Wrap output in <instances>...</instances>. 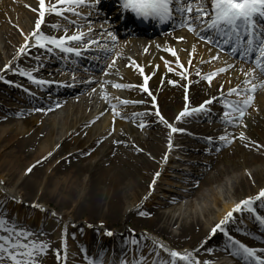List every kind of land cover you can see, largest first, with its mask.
<instances>
[{"label":"bare ground","instance_id":"bare-ground-1","mask_svg":"<svg viewBox=\"0 0 264 264\" xmlns=\"http://www.w3.org/2000/svg\"><path fill=\"white\" fill-rule=\"evenodd\" d=\"M111 1L114 8L111 17H114V21L112 20L109 27L114 34L122 36L121 43L132 44V40L135 39L134 43L140 44L136 38H144L143 42L149 39L150 42L141 45L142 50L147 49V51L142 59L139 56L135 57V63L122 53V47L119 48L120 60L128 63L127 76L120 78L119 82L109 78V75L92 77L94 81L108 80L111 83L135 86L123 89V93L119 96L107 95L108 99L101 108L96 107L98 110L95 114H93L94 110L86 112L85 108L91 100L103 98L106 90L98 93L101 82L98 85L95 82L90 85L81 83L80 86L73 87L58 86L57 83L40 86L24 77L26 82L23 85L28 89L26 92L14 84V80L20 75L12 71L0 72V75L4 76V80H0V181H3L0 188L4 189L0 192V215L2 210L9 211V218L25 220L26 227L36 233L38 239L51 242L50 251L43 258V264H63L62 244L67 245L69 254L67 264H85V256L95 258L101 249H106L108 256L114 253L118 258L122 250H125V244L131 242V230L138 232L136 236L140 240L139 245L144 242L142 239L148 242L144 255L148 258L149 264L153 259L151 255L149 256V250L153 245L152 239L145 233L155 235L158 240L166 239L168 244L177 247L179 251L198 250L194 254L201 262L212 260L217 250H224L230 255V252L225 250L227 243L225 237L218 234L209 240L208 234L211 227L236 202L256 195L259 189L264 187V148L258 150L255 146L245 147L247 140L238 139L239 132L243 130L248 140L264 145V88L257 90L253 103L254 110L245 117L247 127L242 129L238 126V133L234 135L237 139L228 150L214 151L212 147L216 148L217 145H213L208 140V137L215 135V129L219 127L218 123H222L219 117L224 109L218 101H214L209 112L205 114L193 115L179 122L175 120V116L185 106L184 85H188L189 106L195 107L205 99L218 96L221 85L224 91L229 86H236L244 79L241 69L248 71L254 65L243 62L238 53L233 57L227 52L199 41L198 37L188 32L186 28L174 27L172 21L161 25L151 19L138 17L133 12L124 10L121 0H99L95 8H92L94 13H90L87 17L107 19L108 10L105 4ZM26 2H29V10H26L25 23L15 22L17 13L13 8L5 9L8 13H0V25H2L0 68L12 61L14 66L24 69L29 67L28 71L35 69L33 74L37 78L50 77L55 82L72 83L73 73L65 69V61L57 57L50 60L45 57L49 54L44 50L30 48L27 56H22L18 60L13 59L23 43L22 32L25 34L30 32L38 18L39 0H26ZM55 3L56 0H46V7ZM54 15L52 12L46 14L45 24L42 26L45 33L47 23L54 18ZM5 23H10L12 27L6 26V30L3 27ZM23 24L26 26L24 27ZM64 25H60L61 28ZM165 28L172 30L164 33ZM73 31L76 29L71 28L67 34L71 35ZM152 33H159L157 35L159 38H150ZM124 34L126 35L123 36ZM207 34L209 33H205ZM179 37L183 39H178ZM217 39L219 40V37ZM174 43L179 45L174 46ZM193 45L196 46V52L189 66V53ZM12 46H15V49ZM167 47L177 50V55L188 75L187 80L177 74L180 69L175 63L176 58L164 51ZM217 52L220 54V59L211 63H200L201 60L209 61ZM38 56L39 61L36 59ZM113 60L114 57L110 58L108 65ZM165 61L169 62V66L174 69L173 72L167 70ZM225 61L233 64L234 67L226 73L218 74L211 85L201 76L196 75L197 71L206 75L220 67H226ZM80 63L93 65L95 68L90 69L91 72H96L98 68L96 63L88 60L81 59ZM136 65L142 67L144 73L149 76L147 86L156 97V107L161 114L173 126L195 134V139L192 138L190 141L197 142L201 138L211 145V148H208L206 145L193 143L194 145L183 149L191 152L190 148L193 147V153L199 152L196 155L200 156L196 157L198 162L204 160L197 168L201 178H196L195 182L185 190L178 191L172 188L177 185L172 177L184 184L188 181L186 175H179L185 171H176L184 166L177 167L176 163H173L177 158L175 149L178 139L183 137L182 132L169 136L168 127L155 116L151 97L139 88L144 80ZM71 67L72 65L68 63V68ZM113 68L121 73L122 63L119 65L115 61ZM107 70L110 71L108 67ZM86 74L88 73L83 71L76 73L79 77L77 82L83 80L80 78ZM170 80L176 83H169ZM253 82L258 83V81ZM117 97L129 101H144V103H129L123 106L119 105ZM237 98L235 95L229 97L233 100ZM19 101L23 105H17ZM109 101L117 104L118 110L123 109L128 119L117 117L115 121L113 119L108 121V116L104 115L102 120L95 123L96 115L101 116V113L111 110ZM57 103L59 107L56 106ZM56 109H62L65 113L62 126L64 131L57 140H54L52 135L58 126L54 117L51 115L46 117V115ZM145 111L150 114L144 117L132 116L133 113ZM68 112L74 113L70 119H67ZM141 122L146 125L142 129L138 126ZM110 132L112 135H109ZM169 138L173 142L171 148L168 146ZM116 140L120 143H115ZM217 144L221 145L223 142ZM49 152L52 153L51 156H48ZM208 153H220L219 160L216 155H205ZM33 165L35 167L27 173L26 170ZM233 170H239L240 173L231 182V195L225 196L224 202L218 197L214 198L215 205L222 208L220 212L213 216L212 210L207 208V205L201 207L199 212L197 205L200 203H195L193 200L189 204L186 202L181 205L183 199L195 196L202 185L217 181L222 173ZM156 172H159L160 176L156 178L154 190L150 191L149 185ZM202 173L205 175L201 176ZM6 196L14 197L15 200L7 199ZM23 200L30 202L29 205H23ZM45 206L57 210L59 216L54 217L46 212ZM256 207H260L259 202ZM140 212H144L145 215L141 216ZM235 215L239 218L241 216V214ZM75 222L77 224H74ZM96 225L105 227V231L101 229L99 233ZM231 227L230 234L234 239L249 247H264V245H256L259 244V239H264V227H260L257 221L253 229L246 224L241 226L235 224ZM108 230L114 235L111 237L105 235ZM109 243L111 245L107 247ZM208 248L213 249L211 254L207 252ZM57 249L61 251L59 261L56 256ZM160 258L167 259V254L161 251ZM234 258L236 259L234 264H243L242 259ZM154 259L156 260V257ZM161 259H157L155 264H160Z\"/></svg>","mask_w":264,"mask_h":264},{"label":"snow or ice","instance_id":"snow-or-ice-1","mask_svg":"<svg viewBox=\"0 0 264 264\" xmlns=\"http://www.w3.org/2000/svg\"><path fill=\"white\" fill-rule=\"evenodd\" d=\"M99 0H92L91 4L85 5V0H56L55 4H51L46 7V0H39L38 18L35 20L34 28L28 32L23 33V43L19 46L16 52L14 60H18L22 56L29 54L30 48H36L37 50H44L50 55H55L57 58L65 61V69L73 73L72 83L55 82L52 80L37 79L33 74L35 69L28 71L24 68L14 66L12 61L5 63L3 68H0V72L6 73L12 71L14 74H18L22 77H26L34 84L44 86L57 83L58 86L73 87L78 81L76 73L83 71L90 75L91 70L81 66V59L86 54L91 53L93 58L99 61L101 58L106 59L107 56L114 50L117 41V36L113 31L109 29L100 30L99 34L92 28L90 16L82 17L87 21L88 31H80L79 29L83 25L77 24L75 20L69 22L68 25L63 26V35L46 34L42 30V26L45 24L46 12H52L57 16H64V13H72L74 16L81 17V13L76 11V7L88 6L95 8ZM121 5L124 10L133 12L138 17H143L145 20L151 19L157 23L165 24L170 21L174 22V27L186 28L188 32L193 33L199 39L209 46H214L220 51L227 52L228 55L235 57L237 53L243 62H249L254 65L248 71L241 72L244 79L236 86H229L226 91L223 90V85L219 90L218 96H212L209 99H205L199 105L195 107L189 106L188 97V85H184L185 88V106L175 116L177 122L184 120L185 118L192 117L197 114H205L209 112L211 105L214 101H218L224 111L220 115L219 119L226 125L233 127L239 126L240 128H246L245 117L248 109L253 106L255 94L259 88H264V0H121ZM62 6V7H61ZM37 11L36 9H33ZM53 29L60 30V25H52ZM71 28H76L77 31L71 35L67 33ZM205 33H209L205 35ZM109 39H103L105 36ZM219 37V40L217 39ZM178 39H183L179 37ZM111 44V48L108 46ZM229 46V47H225ZM159 47V46H158ZM147 51V49H145ZM164 51L170 53L175 57V63L180 71L177 73L184 80L188 79L184 65L181 63L177 50L171 47H167ZM196 52V46L193 45L192 51L189 53L188 64L191 66ZM37 61L40 57H36ZM163 59V58H162ZM220 59V54L212 55L209 61L201 60L200 63H211L212 61ZM68 63L72 65L68 68ZM135 63V62H133ZM115 64V60L108 65V69H112ZM226 67H220L206 75H202L200 71L196 72L197 76H201L204 81H207L209 85L220 73H226L228 70L234 67L233 64L225 61ZM141 76H143V84L139 85V88L151 97L153 108L155 109V116L159 121L165 124L170 130L169 136L174 133L184 132L185 129L175 127L170 123L156 107V97L150 91L148 85L149 76L144 73V69L139 67ZM165 67L169 72H173L174 69L169 66V62L165 61ZM109 71L105 70L104 75H109ZM0 80H4V76L0 75ZM253 81H258L254 83ZM6 83H13L12 81H5ZM80 83L90 85L95 81L91 78L88 80H80ZM169 83H176L175 81H168ZM110 81L103 80L100 83L103 89L104 85L109 84ZM20 87V85H17ZM111 86L115 89H128L135 87L132 84L125 83H112ZM26 92L28 89H24ZM95 91V89H93ZM235 95L238 99H229ZM105 100L108 99L107 94H103ZM119 105L126 106L129 103H144V101H129L126 99H119ZM113 120L117 117L121 119H128L127 115L123 113V109L118 110L117 104H112L109 101ZM60 105L57 103L56 105ZM40 111V109H36ZM51 110V109H49ZM150 113L140 112L133 113V117H144ZM103 115V113H101ZM141 129L146 125L144 122L138 125ZM87 127V125H86ZM115 129L113 128V132ZM112 135V132L109 133ZM212 137H208L209 142L212 141ZM237 137L231 133L225 132V134L219 136V140L225 144L230 145L236 140ZM238 139L240 141H246L245 147L255 146L258 150L264 148V145H260L256 141L248 140L245 132L242 130L239 132ZM115 143L119 144L120 141L116 140ZM168 146H173L172 140L169 138ZM59 147V145H57ZM141 151V149H137ZM52 153L49 152L48 156ZM167 157H165L166 159ZM40 161H37L39 163ZM35 165L29 167L26 172L30 173ZM250 175V173H249ZM160 176L159 172H156L152 183L149 185V189L154 190L156 178ZM0 185H3V181H0ZM4 189L0 188V192ZM10 200H15L14 197H5ZM147 198V197H145ZM259 202V206L264 208V187L260 188L258 193L254 196H248L240 199L236 202L228 211L224 213L221 219L216 222L210 229L209 240L220 234L226 238L227 243L225 250H228L234 257L240 258L243 264H264V247L255 248L249 247L244 243L233 238L230 234L232 231V225L242 223L243 220L237 217L235 214L247 213L255 218L260 227H264V216L258 214L256 204ZM144 216V212L139 213ZM55 216V213L52 214ZM132 239L131 245L133 246V257L128 259V251L122 250L119 258L113 255L108 256L106 249H101L96 257L85 256V264H146L147 258L143 251L137 246L140 240L135 234V230H131ZM111 237L114 235L110 230L104 233ZM46 235V234H41ZM153 247L149 250V255L155 252L156 258H160L161 251L167 254V259L160 260V264H212L209 260L201 262L194 254L198 250L189 251L187 249L183 251L170 249L161 243L159 240H152ZM147 247V244L145 245ZM51 242L47 240L38 239L36 233L32 232L28 227L23 225L18 218H9L7 213L0 215V264H43V258L49 253ZM63 248V264H67L68 261V249L66 244H62ZM82 252L84 249L81 250ZM139 252L137 257L136 253ZM207 252L211 254L213 249L208 248ZM57 260L61 258V251L57 249ZM155 264V262H153Z\"/></svg>","mask_w":264,"mask_h":264},{"label":"rangeland","instance_id":"rangeland-1","mask_svg":"<svg viewBox=\"0 0 264 264\" xmlns=\"http://www.w3.org/2000/svg\"><path fill=\"white\" fill-rule=\"evenodd\" d=\"M91 2H92V0H85V5H89V4H91ZM28 4H29V2L27 3L26 0H0V13H8V12L5 11V9L10 10V9L13 8L15 10V12L17 13V14H15V22L25 23L27 21L26 10L27 11L29 10V5ZM109 4H108V2L105 4V6H106L105 8L108 10V18L107 19H102V18H100V19H91V21H93L92 28H93V30L95 32H97V34H99L100 30H102V29H109L110 30L109 25L112 23V20L114 19V17H111V15L113 13V10H114L113 1L109 2ZM75 10L81 13V17L74 16L72 13H67V12L64 13V16L54 15V18L50 22H48L47 25H46V34H52V35H57V36L58 35H63V33H64L63 28H60V30L57 31L56 29H53L51 26L54 25V24L55 25H57V24L64 25V24L69 23V21H72V20L79 21L80 23H78V24L83 25V27L80 28L79 30L87 32L88 31L87 21L86 20L85 21H81V20H83L82 17H87L90 13L91 14L94 13L92 11V8H90L88 6H80V7H76ZM48 13H51V12H46V14H48ZM16 16H17V18H16ZM6 26L12 27V25L10 23H5L3 27L6 30H7ZM23 26L25 27L26 25L23 24ZM1 27H2V25H0V28ZM169 30H172V29L165 28V29H163V32L166 33ZM76 31H77V29H76ZM76 31H73V33L76 32ZM182 31L185 32V30H182ZM178 33L181 34V32H178ZM125 35L126 34H124L123 36H125ZM157 35H159V33H152L150 38L157 39V38H159V36H157ZM116 36H117V41H116V44H115V48L107 56L106 60L104 58H102L99 61H97L96 59L93 58V55L91 53L86 54L85 57L82 58L84 60H88L90 62L96 63L98 65V68H96V70H95L96 72L92 71L90 73V75L86 74L87 77L84 76V77H81L80 79L88 80L90 78V76L92 78L93 76L96 77L98 75H100L102 77H106V75H104V72H105V70H107L108 61L112 57H114L115 61L117 63H119V65H121V63H122V69H121V73L116 72L114 68L110 69L109 78H114L116 81L119 82L120 78L127 76L126 70H127V64L128 63L124 62L123 60L121 61L120 58H119V54H118V50L121 47L123 48L122 53L126 54L127 57H130V59H132V62H135V57H137V56L141 57V59L143 58L145 51H144V49L142 50L141 45H143V43H146V44L149 43L150 42L149 39H146V41L143 42L144 38H136L137 41H140V44H138V43L135 44L134 43L135 39L133 38L134 40H132V44H131V43H127V42L121 43L120 37H122V36H120V35H116ZM103 39H109V38H107L106 34H105ZM175 45L178 46L179 43H174V46ZM108 46L111 48V44H109ZM12 48L15 49V46H12ZM39 56L43 57L42 55H39ZM45 57L49 58L50 60H54L56 58L55 55H50V54L48 56H45ZM247 63H248V65H252V63H249V62H247ZM55 64L56 63H53V65H55ZM81 66L82 67H86V68L89 67V69H91V70H93V68H95L93 65H90L89 63H82ZM26 70H29V67H26ZM37 79H41V78H37ZM102 81L103 80L95 81V84L98 85ZM25 82H26V80L22 76L17 77L14 80V84H16V86L20 85V88H22L23 90L26 89V87L23 85ZM80 84H81L80 82H77V84H75V86H80ZM111 84L112 83L110 82L109 84L104 85V88H106V89H102L101 88V89L98 90V93H101L102 91H105V90H106L105 94L111 95V96H113L115 94H117V96H119L120 94L123 93V89H115V88H113L111 86ZM104 103H105V99L104 98H101V99H96L95 98V99L91 100L89 102V105L85 108L86 112L94 110L93 114H95L97 112V110H98L96 107L101 108ZM17 105H23V104H22L21 101H19ZM253 106H254V104H253ZM253 106L248 109V112H247L248 114H251L252 111L254 110ZM73 112H75V111H73ZM50 115L55 118V122L57 123V126H58V128H56V131H54V133L52 135V138L54 140H57L61 136L63 131H64L62 126H63V119H64L65 113L62 111V109H58V110L56 109L53 113L47 114L46 117H49ZM104 115L108 116V121L113 119L112 111L108 110L101 116L96 115V119L94 120V122L98 123L99 120H102ZM72 116H74V113L68 112L67 119H70ZM218 126L219 127L215 129L216 132H215V135L212 136L213 139L211 141V143L213 145H217V146H216V148L212 147V149H214V151L228 150L234 144L235 141H233V143H231L230 145H227V146H225L224 143L219 145V144H217L218 142H221L219 140V136L225 134L226 131H227V133L231 132L232 135L237 134L238 133V129H237L238 126L233 127L231 125H226L224 123H218ZM181 135H183V137L181 139H178L177 149H175L176 150L175 154H176L177 158H176L175 162H173V163H176L177 167H179L181 165L184 166V167H181L180 169L178 168V170L176 169V171H185V172L179 173V175L180 176L181 175H186L187 178H188V181L184 184L183 182L179 181V179H177L175 177L174 178L172 177V179L177 182V185L176 186H172V188L174 190H178V191L187 189L192 183L195 182L196 178L197 179L201 178V177H199L200 176V174H199L200 171L197 168H198V165H200V163H202L204 161L203 160L202 162H198L199 160L197 158L200 157V156H196V155L199 152L193 153V151H194L193 147L190 148L191 152H189V150H185L184 151L183 149L185 147L189 146V145H194L196 143L202 144V145H206L208 148H211V145H208L207 142L203 141V139H201V138H199L200 140H198L197 142L190 141V139H192V138L195 139V134H193V133H187V132L184 131V132L181 133ZM205 155H210V156L211 155L212 156L216 155L217 160H219L218 157L220 156V153H213V154L208 153V154H205ZM201 159H202V157H201ZM214 161H216V159ZM246 171H248V169H246ZM239 173H240L239 170H235V171L233 170V171H228V172L222 173L217 181H213V182H211L210 184H207V185H202L197 190V192L195 193V196L183 199L181 201V205L185 204L186 202H187V204H189L190 201L193 200L195 203L196 202L200 203V204L197 205V209H198L199 212L201 211V207H205L207 205L206 207L210 208L212 210L213 216H214L215 214H217L218 212H220L222 210V208L219 205H215L214 198L218 197V198H220L221 201L224 202L225 201L224 197L229 195L232 192L231 182L233 181V178L235 176L239 175ZM196 175H198V177H195ZM203 175H205V173L201 174V176H203ZM29 203L30 202H27L26 200L22 201V204L25 205V206L29 205ZM44 209H45L46 212H48L50 214L55 213L54 217H58L59 216V213L55 209H51L48 206H45ZM257 211L260 212V215L264 216V208L258 207ZM4 213H7L8 216L10 217L9 211L2 210V214H4ZM240 218L243 220V222L242 223H237L236 224L237 226H241L243 224H246V225H248V227L253 229V226L256 223L255 218L253 216H251L249 214V215L240 216ZM20 222L23 225L26 226L25 220L24 221L21 220ZM62 222L63 221L61 220V223ZM74 224H77V222H75ZM93 225H91V226H93ZM96 229H97V231L99 233L101 232V229H102V231H105V227H103L101 225L100 226L96 225ZM135 234H138V232H136ZM145 235L148 236L152 240H158L155 237V235L153 236V235H150L148 233H145ZM49 237L50 238L52 237L51 234L49 235ZM131 237H132V232H131ZM259 240H260V241H258L259 244H256V245H264V239H259ZM159 241L161 243H163L165 246H167L168 248H170V249L178 250L177 247H175V246H173V245H171L169 243L171 245L170 246L166 239H161L160 238ZM142 242L143 243L141 245H139L138 248L140 250H142L143 253H144V251L148 247V242L145 241V239H142ZM146 244H147V247L145 246ZM110 245L111 244L109 243L107 247H109ZM125 246H126L125 250H128V252H129L128 259L131 260L132 257H133V251H132L133 247L131 245V242L130 243L127 242V245L125 244ZM151 247L152 246L150 245V248ZM136 255L138 257L139 256V252H137ZM165 255H166V253H165ZM87 256H89V255H87ZM151 256L153 257V259L150 261V264H153V262L157 263V261H156L157 258H156V260L154 259L156 257L155 253L151 254ZM230 257H231V259H234L233 256L230 255ZM159 259H161V258H159ZM147 260H148V258H147ZM161 260H163V259H161ZM146 264H149V261L146 262Z\"/></svg>","mask_w":264,"mask_h":264}]
</instances>
